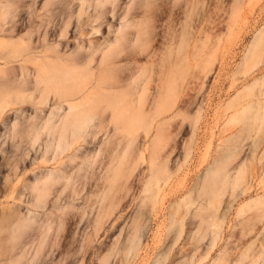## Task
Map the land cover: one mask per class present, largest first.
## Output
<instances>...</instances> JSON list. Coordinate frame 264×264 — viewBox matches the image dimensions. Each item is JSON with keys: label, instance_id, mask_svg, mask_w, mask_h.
I'll return each mask as SVG.
<instances>
[{"label": "rangeland", "instance_id": "rangeland-1", "mask_svg": "<svg viewBox=\"0 0 264 264\" xmlns=\"http://www.w3.org/2000/svg\"><path fill=\"white\" fill-rule=\"evenodd\" d=\"M117 1L116 4L121 6L118 4L117 10L112 13L107 11L105 15L100 12L102 8H95L91 0L85 3L81 12L75 11L80 9V0H0V217L1 213L9 211L8 208L16 210L14 206L24 214L29 199V190L25 185L32 175V143L36 139L39 142L34 144L35 148L42 140L50 139L46 132L42 133L46 131L43 124L39 125L43 131L37 126L43 123L51 109L62 105L60 112L67 111L68 97L59 100V92L52 91L53 95H49V89L48 92L41 90L40 86L45 88L44 84L35 83L33 72L36 64L49 66L55 60L53 66L59 64L60 69L67 68L69 71L73 63L68 62L66 56L81 62L79 57L83 51L76 52L75 47L93 44L105 47V41L115 36H112L113 31L130 21L132 23L127 32L131 35L138 33L139 40L131 48L128 44L121 48L119 69H124L123 64H126L122 59L127 53L125 51H131L133 47L131 52L135 56L134 61L128 63L129 67L135 71L139 65L145 68V74L150 77L147 93L154 95L158 84H167L171 74L175 76L180 70L186 72L185 81H182L177 93L176 110L172 114L176 116L166 128V144L161 151L166 157L163 160L167 162L170 178L161 184L154 207L150 202L143 203L141 197L149 173L148 158L147 162L134 165L129 162L128 156L123 161L127 134L120 129L112 130V125H105L106 128L103 125L101 130L97 129L99 131L89 130L93 140L86 136L84 141H79L73 161L64 154L58 158L64 164L69 163L67 170L83 166V163L86 167L84 165L80 173L78 170L72 174L71 183L76 185L71 186L78 196L75 194L69 200V207H65V198L70 194V188L66 189V194L62 193V200L57 204L64 209L55 212L54 207L51 211L52 222L49 219L51 224L45 242L53 245L49 248L44 243L42 257L39 256L36 264H264V0ZM123 4L129 8L126 9ZM123 7L128 10L127 13ZM77 16H81L78 21ZM68 20L69 24L66 23ZM141 49L148 52L144 53ZM57 53L59 57L52 56ZM46 54L47 59L44 57ZM184 55H188L187 65L183 62ZM174 61L176 63L169 67ZM82 62L77 67L86 68ZM92 65L90 67L96 72L94 62ZM168 67L170 70H167ZM76 70L73 68L72 73ZM121 71L112 74L113 78L118 74L124 76ZM143 78L145 80L146 76ZM10 80L15 82L11 84ZM36 88L38 92H35ZM32 89L34 94L29 92ZM44 98L49 101H44ZM42 101L45 102L43 106ZM40 114L44 117L41 118ZM34 122H37L36 126ZM102 128H105L104 131ZM34 132L39 133L36 135ZM150 139L152 136L140 142L138 138V146H148ZM80 156L84 157V161L89 159L90 163H82ZM90 159L96 161L91 162ZM119 161L123 163L120 173L130 174L127 186L106 195L105 204L111 203L112 214L104 228L87 243L90 229L83 231L81 225L91 207H96L102 195L106 194L102 192L108 185L104 179L105 168L110 164L114 168ZM36 162L40 167H50L54 163L41 161L40 155ZM92 163L99 166L94 164L95 167ZM207 170L216 178L215 198L211 192L205 209L199 211L200 216L194 215L197 211L195 202L190 213H186L184 207L177 211L176 207L175 214L169 219L176 202L184 196L187 198L188 192H192V195L188 194L195 200L192 188ZM83 172L86 173V180L81 176ZM238 172H242L243 180L233 187L230 182ZM77 173L81 178L75 176ZM222 175L227 176L229 183L220 181ZM16 192L21 194V201L13 199ZM216 201L218 209L215 210ZM139 213L143 214L141 219L144 220L140 243L134 250L122 255L123 251L118 252L112 236L118 226L123 223L128 225ZM177 219L182 220L181 224H171ZM77 224L80 225L78 229ZM34 243L36 241L31 247L38 245ZM9 244L1 246L0 259L9 255ZM29 248L27 250H31ZM34 248L30 251L31 256L36 251Z\"/></svg>", "mask_w": 264, "mask_h": 264}, {"label": "bare ground", "instance_id": "bare-ground-1", "mask_svg": "<svg viewBox=\"0 0 264 264\" xmlns=\"http://www.w3.org/2000/svg\"><path fill=\"white\" fill-rule=\"evenodd\" d=\"M87 1L88 0H80V6H79L80 9L78 8L79 10L76 9L75 11H78V12L83 11L82 8L85 5V3H87ZM91 2L94 4L95 8H96V6L101 7L102 9L100 12L105 13V15H106L107 11H110L112 13L114 11V9H116V7H118V4H119V3L116 4V2H118L117 0H91ZM106 5H109L110 8H108V6H106ZM124 5L126 7V4H123L122 6H124ZM123 8H122V10H123ZM128 8L129 7H126V9H128ZM126 9L124 8V10H126ZM127 11L128 10H126V13H127ZM68 13H70V12H68ZM126 13L123 15V17L126 15ZM75 14L79 15L80 13L79 14L75 13ZM70 16H71V13H70ZM102 16H104V15H102ZM79 17H81V16H77L76 19ZM98 17H100V15ZM77 21H78V19H77ZM66 23L69 24V20ZM131 23L129 21V22H125V23H122L121 25H119L114 30L115 33L113 31L112 36L115 34L113 39L105 41V42H107L105 44V47L104 46L96 47L94 44L89 45V46L87 45L88 47H84V46L75 47L77 49L76 52L78 50L80 51L81 49H82L81 51L84 52L83 53L80 51L81 53L80 52L79 53H80V55L81 54L82 55L81 56L78 55V56H80L79 57V60L81 61L80 63H83L82 61H84V66L86 68H84L82 66L83 64H81V66L84 69H82V67L81 68L79 67L80 63L78 62L77 58L75 59L73 57L74 58L73 59L72 56H70L71 60H70L69 56H66V57H68V62L71 61L73 63L72 64L73 66H71V65H68V66H71L73 68H77V70L74 71L73 73H72L73 68L71 69L72 71H70L71 67H69V71H68L67 68L65 70L60 69L58 66L59 64L57 65L58 68L55 65L53 66L54 63L56 64L55 60H54V63L50 61L52 63V65H51V63L48 62L50 64L49 66L43 65V63L42 64H36V70L34 68L36 73H35V71L33 72L35 74L33 79H34L36 84H44L45 85V88L43 85L40 86L42 92L43 91L48 92V89L50 91V92H48L49 95L52 91L57 92V93L59 92L60 96H61V97H59V96L57 97V98H59V100H61L60 98H62V97H64V98L68 97L67 99L69 101L66 104V108H65L67 110L66 112H65V110H64V112H63V110H62V112H60V109H63L62 105H60L58 107H56V105H55L56 109H51L53 107L52 106L50 108L51 110L50 111L48 110L49 113L47 115V118L46 119L44 118L45 121L43 120V123L38 124V126H37V127H39L38 128L39 130L41 129L43 131L45 129L46 131H43L42 133L46 132V135H48L50 137V139L48 141L42 140V143L39 144L35 148H34V144L39 143V142H36L37 139L35 142L32 141L33 142L32 143L33 147L31 146L32 158H31V162H30L32 175L25 185V187H27L29 190V195H28L29 199L26 201L27 208L25 209L24 214H21L22 212L19 211V208L17 206H14V207H16V210H15V208H8V210L10 211V212L8 211L9 213L8 212L1 213L2 215L0 217V222H1V224H0V252L2 249L1 246L4 244V241H5L6 245H8V243H11V244H9V246L10 245L11 246L7 250L9 255H5V257L1 258L0 264H36L37 260H40L39 256L41 254V251L43 249V246L46 245V244L44 245V243H47V241L45 242V240H46L47 234H49L47 232L49 231L48 230L49 224H51L49 222L51 211L53 210L54 207L56 208V209H54L55 212L57 209H60V210L64 209V207L58 206L57 204L60 200H62V198H61L62 193L66 189L70 188V194L68 195V197L65 198L67 200V201L65 200L66 201L65 207H69V200H71L74 196L77 195V193L75 192L76 189L74 190V188H72L73 184H75V183H71V180L73 179L72 174L76 173L78 170H79L78 172L80 173L81 169H82L81 167H83L85 165V163H83V162H86L87 160L84 161L83 160L84 157L83 158L81 157L83 155L80 154L83 166H81V165L76 166L75 169L73 167V168H71V170L70 169L67 170L68 164H69L68 161L70 159H72L71 161H73V158L75 159V157H76V151L75 150H77L75 146L79 143V141H84V139H86V136H88V137L90 136L88 134L89 130L96 129L95 131H99V130H101V127L103 125H104V127H105V125H107V126L112 125L114 128L112 130L120 129L127 134L126 141H125L126 146L123 148L124 152L122 155V157H123L122 160L124 161L125 157L128 156L129 162L133 163V165H134L135 163L138 164L139 162L140 163L141 162H147L146 158H148L149 173H148V178L144 182L141 201L143 199V203L150 202V204L153 207L156 204L157 196L159 193L158 191H159L161 184H164L170 178V172L166 166L167 162L165 160H163V158L165 159L166 157H164V155H163V153H161V151L163 150V148L165 147V144H166V142H165V138H167L166 137V131H167L166 128L169 125L170 120L176 116V115H172V114H173L174 110H176L175 105H176L177 93L180 91V86L185 81L184 78L186 76V72H183L182 70H180L177 73V75H175V76L174 75L172 76V74H171L167 84L162 83V82L160 84H158V89H157L155 95L154 94H148L147 92L149 90V83H150L149 74L148 75L145 74V68L141 65H139V67L135 71L133 68H130L129 64H128L130 61H132L134 59V56H135V54L133 52H131L133 50V47L131 50L130 46L138 44V40H139V34L138 33L131 35L129 32H127V27L130 26ZM63 29L65 30V27ZM124 44H128L129 45L128 47H130L129 49L131 51H129V50L125 51L127 53H125L124 56H122L123 57L122 59L125 61L126 64H123L124 69L122 68L123 71H121L122 69H119L117 67V65L121 62V60L118 59L119 58L118 54H120V51H122L121 50L122 47L125 48ZM99 46H100V44H99ZM52 49H53V47L51 46V50ZM70 51H69V53H72L71 55H74L73 52H70ZM73 51H74V49H73ZM141 51H144V53L148 52L147 49L146 50L141 49ZM76 52H74V53H76ZM16 53H18V52L16 51ZM141 53L142 52H140V54ZM57 54H55V56H54V54L53 55L51 54V55L53 57H59L60 55L59 54L57 55ZM60 54H61V52H60ZM96 54H98L97 57H96ZM4 55H6V54H4ZM40 55H42V54H40ZM51 55H49V56H51ZM62 55H63V53H62ZM137 56H138V54H137ZM44 57L47 59L48 55L46 54ZM65 58H63V59H65ZM48 59H50V58H48ZM63 59H62V63H63ZM72 59H73V61H72ZM187 59H188V55H184L183 62L188 63ZM27 60H29V59H27ZM44 60L42 62H44ZM46 61H49V60H46ZM59 61L57 60V62H59ZM71 62H70V64H71ZM93 62H94V66L96 65V67H95L96 72L93 70L92 67H90ZM175 63H176L175 61L172 62V64L170 63L169 67ZM187 63H186V65H187ZM77 65H79V66L77 67ZM63 66H64V64H63ZM119 66H122V65H119ZM169 67L167 70H170ZM62 68H64V67H62ZM119 70L124 73V76L123 75L120 76L118 74V76H120V77L114 76V78H113L112 74H114L116 72L120 73ZM53 71H55V72H53ZM115 75H117V74H115ZM72 76L75 77L76 79L74 78L75 80H73ZM144 76H146L145 80L143 78ZM17 79H15V80H17ZM24 79H26V78H24ZM27 80H29V78ZM10 81H11L10 82L11 84H13L12 82H15L12 80H10ZM34 81L32 80V82H34ZM3 83H5V82H3ZM17 83H18V81H17ZM33 84L34 83H32V85ZM29 85H30V83H29ZM20 86H23V85H20ZM26 86H27V84H26ZM14 87L15 86H13L12 89H14ZM33 88L35 89V85ZM50 88H51V90H50ZM12 89L10 88V90H12ZM23 89L26 90V88H23ZM44 89H46V90H44ZM36 90H37V88H36ZM29 92H33V89ZM35 92H38V90ZM12 93H14V91ZM61 93H62V95H61ZM2 94H3V91H2ZM17 94H16V96H17ZM29 94H31V93H29ZM33 94H34V92H33ZM22 95H23V93H22ZM51 95H53V94L51 93ZM54 95L57 96L56 93H54ZM18 97H19V95H18ZM47 97L49 98L48 95H47ZM52 97H54V96H52ZM77 98H79L77 101H72V100L77 99ZM19 99L20 98H18V100ZM53 99H55V98H53ZM6 100H7V98H6ZM13 100H15V98ZM45 100L49 101V99H47V98H44V101ZM59 100L56 99V101H59ZM62 100H64V99L62 98ZM44 101H42L43 103L41 106H43V104L45 103ZM46 103H48V102L46 101ZM6 105H8V104H6ZM38 105H40V103ZM1 107H2V105H0V110H1ZM39 113H41V112H39ZM40 115H39V117H40ZM43 117L44 116H42L41 118H43ZM45 117H46V115H45ZM38 119L41 120L40 118H37V120ZM35 123L37 124V122H34V125H35ZM29 125H31V124H29ZM39 125H42L44 129L40 128ZM97 129H99V130H97ZM104 129L102 128L103 131H104ZM120 130H118V131H120ZM39 132H34V133H36V135H37V133H39ZM151 136H152V139H150L151 141L148 144V146H146V147L144 146L142 148L140 146H138V143H139V142H137L138 138H139V141L141 142V141L148 140ZM34 137H36V136H34ZM92 138L93 137H91V139ZM46 140H47V138H46ZM105 143H103V144H105ZM87 144H88V142H87ZM100 147H102V146H100ZM83 148H84V146H83ZM95 148H94L93 153H95ZM129 149H130V151H129ZM29 150H30V148H29ZM87 150H89V149H87ZM89 151H91V150H89ZM97 151L99 152V150H97ZM82 152H83V150H82ZM145 152H147V155ZM91 153H92V151H91ZM48 154H49V156H48ZM63 154L68 156V158H69V160L67 159L68 164H64V162H62L60 159H58ZM39 155L41 156V161L45 160L47 163L54 161L53 165L50 167H40L39 163L36 162L39 158ZM89 155L92 156V154H89ZM97 155L95 154L94 156H97ZM77 156H79V155L77 154ZM108 157H110V156H108ZM168 157H169V155L167 156V158ZM85 159H87V157ZM91 159L94 160L95 158L94 159L91 158ZM215 159H217V158H215ZM92 160H91V162L96 161V160L95 161H92ZM109 160H111V159H109ZM76 161H77V159H76ZM74 162H75V160H74ZM74 162H72V163H74ZM87 162H89V159ZM103 162H105V160ZM89 163H88V165H90ZM96 163H98V161ZM96 163H94V164H96ZM99 163H101V162H99ZM107 164H109V163H107ZM88 165H87V167H88ZM96 165L99 166L98 164H96ZM96 165H94V166L96 167ZM122 165H123V163L121 161H119L117 163L116 167L114 166V168H112L111 164H110L109 165L111 167L110 169L108 168L109 167L108 165L105 168L104 179H105V182L108 183V185L107 186L104 185L105 191H102V192H104L106 194L103 193L104 195H102V197L99 200V203L97 204L96 207H93V206L91 207L90 211L88 212V214L84 218L83 224L81 225V228L83 231L85 229H87V232H88V229H90L91 233L89 232V234L87 236V243L91 242L92 237L96 236L99 233V231L104 228L108 218H110V216L112 214V209H110L111 203L108 205L105 204L106 203L105 202L106 195H108L112 191L117 192L118 190L124 189L127 186L126 184H127V181L130 177V174L129 175H123L120 173ZM104 166H106V165H104ZM85 167H86V165H85ZM89 168L91 169L90 166L87 169H89ZM99 168H101V167H99ZM102 169H104V167ZM94 171H96V170H94ZM102 171L103 170H101V172ZM84 172H86V171H84ZM84 172H83V174L81 173V176L83 175V177H84V175H86V173H88V171L85 174H84ZM99 172H100V169H99ZM79 173H77L78 175L77 174L76 175L74 174V175L78 176V178H79L80 177ZM100 175H101V173H100ZM102 177H103V175H102ZM214 177H215L214 175H211L210 170H207L204 173V175L200 178V181H198L196 183V185H194L192 188V190L195 191V200H194V198H191L192 192L191 193L188 192L191 195H189L187 193V198H186V196H184L180 200L177 199L178 201L176 202L175 206L172 208L171 213L169 214V219L175 214L173 212H174L176 207H177V211L181 207H184L186 210V213H190L191 207L195 204V202L197 203V211L195 212L194 215L196 217L200 216L199 211H201V210L203 211V209H205V205L207 203V198L210 196L211 192H212L213 197L217 195L214 192V186L216 188V185H217V184H214L216 182V178H214ZM84 178L86 180V177H84ZM92 178H93V176H92ZM94 179H97V178H94ZM102 180L103 179H101V182H102ZM230 180H231V178H230ZM242 180H243V174H242V172H238L237 175L231 180L230 183L232 184L233 187H237L241 183ZM220 181L224 182V184H226L228 182L227 176L222 175V177L220 178ZM74 182H76V180ZM24 183L25 182H23L22 186H24ZM71 184H72V186H71ZM97 184H98V182H97ZM103 184H104V182H103ZM14 185L16 186L17 184L14 183ZM15 186H14V188H15ZM102 187H103V185H102ZM113 193H115V192H113ZM64 194H66V193L64 192ZM63 197H65V195ZM13 199L15 201H21V194L16 192L13 196ZM183 201H184V203H183ZM217 202L218 201H216V203H215L216 205H217ZM182 203H183V206H182ZM216 205L213 206L215 208V210L218 209V205L217 206ZM60 210H57V212ZM5 213H7V214H5ZM263 213H264V211H263ZM83 214H84V211H83ZM142 215H143L142 213H139L138 215L134 216V218L131 220V222L128 225L123 223L120 226H118L117 229L115 230V232L112 236L113 237L112 240H113L114 245L117 247L118 252H119V250L123 251L122 255L127 254L130 251L134 250L138 246V244L140 243V239L142 236L141 234H142V231L144 228V220L142 221V219H141ZM52 218H54V217L52 216ZM80 219H82V218L80 217ZM80 219H78V221ZM51 222H52V220H51ZM81 222H79L78 224H80ZM173 222H178L179 224H181L182 220H179V219L172 220L171 224ZM78 224L76 225V227H77L76 229H78V227L80 226ZM50 226H52V225H50ZM81 231H80V233H81ZM3 234H5V236ZM34 241H36V243H34L35 245L38 243V245L36 247L34 246L35 248L31 247L33 245ZM84 243H86V242H84ZM5 244L3 245L4 247H6ZM50 244L51 245H49V243H47V246H49V248L53 245L51 242H50ZM29 246H30L29 249L32 250L34 248L36 250V251L34 250L35 253L32 256H31V252H30L31 250H27V248ZM44 250H45V248H44ZM48 250L50 251V249H48ZM3 251H5V250H3ZM28 252H30L29 255L31 257L28 256ZM40 257H42V256H40ZM123 262H125V261H123Z\"/></svg>", "mask_w": 264, "mask_h": 264}]
</instances>
